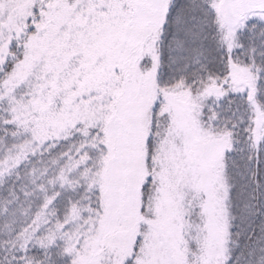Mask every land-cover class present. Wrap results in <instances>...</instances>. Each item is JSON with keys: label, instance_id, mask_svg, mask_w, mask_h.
Instances as JSON below:
<instances>
[{"label": "snow or ice", "instance_id": "1", "mask_svg": "<svg viewBox=\"0 0 264 264\" xmlns=\"http://www.w3.org/2000/svg\"><path fill=\"white\" fill-rule=\"evenodd\" d=\"M0 264H264V0H0Z\"/></svg>", "mask_w": 264, "mask_h": 264}]
</instances>
